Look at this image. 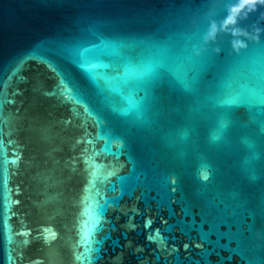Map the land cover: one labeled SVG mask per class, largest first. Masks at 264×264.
I'll list each match as a JSON object with an SVG mask.
<instances>
[{
	"label": "water",
	"instance_id": "1",
	"mask_svg": "<svg viewBox=\"0 0 264 264\" xmlns=\"http://www.w3.org/2000/svg\"><path fill=\"white\" fill-rule=\"evenodd\" d=\"M254 2L0 0V264H264Z\"/></svg>",
	"mask_w": 264,
	"mask_h": 264
},
{
	"label": "clouds",
	"instance_id": "2",
	"mask_svg": "<svg viewBox=\"0 0 264 264\" xmlns=\"http://www.w3.org/2000/svg\"><path fill=\"white\" fill-rule=\"evenodd\" d=\"M257 4L264 5V0H255V2L253 4L248 5L249 10L254 9ZM240 7L241 6L238 5V6L233 7V8L230 9V15H229L228 19L224 23V28L225 29H227V27L229 25H235L236 24L239 11H234V9H240ZM217 31H218V27L215 24H213L212 28H211V31H210V33L208 35V39H214L216 34H217ZM235 34L239 36L242 33L237 29ZM243 35H247V33H243ZM235 47H236L237 50H239L242 47H246V45H244L241 41L237 40L235 42Z\"/></svg>",
	"mask_w": 264,
	"mask_h": 264
},
{
	"label": "snow or ice",
	"instance_id": "3",
	"mask_svg": "<svg viewBox=\"0 0 264 264\" xmlns=\"http://www.w3.org/2000/svg\"><path fill=\"white\" fill-rule=\"evenodd\" d=\"M241 7H243V5H241ZM240 9H234V11H239Z\"/></svg>",
	"mask_w": 264,
	"mask_h": 264
}]
</instances>
